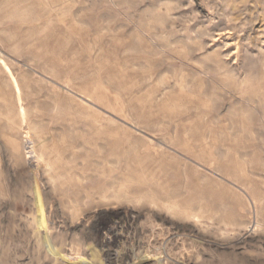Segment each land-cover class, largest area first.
<instances>
[{
  "label": "rangeland",
  "instance_id": "374dc122",
  "mask_svg": "<svg viewBox=\"0 0 264 264\" xmlns=\"http://www.w3.org/2000/svg\"><path fill=\"white\" fill-rule=\"evenodd\" d=\"M0 264H264V0H0Z\"/></svg>",
  "mask_w": 264,
  "mask_h": 264
}]
</instances>
